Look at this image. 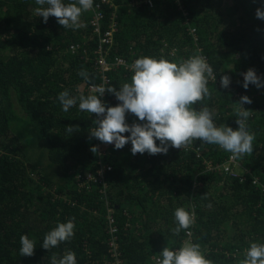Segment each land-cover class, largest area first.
I'll use <instances>...</instances> for the list:
<instances>
[{
    "label": "trees",
    "instance_id": "obj_1",
    "mask_svg": "<svg viewBox=\"0 0 264 264\" xmlns=\"http://www.w3.org/2000/svg\"><path fill=\"white\" fill-rule=\"evenodd\" d=\"M114 3L116 8H104L105 20L114 10L118 24L110 60L151 56L179 63L201 50L217 77L208 82L210 96L195 107L213 110L217 125L238 127L236 102L241 95L251 98L243 107L251 111L253 152L236 161L244 178L205 169L207 162L224 164L231 153L200 140L153 156L132 155L130 143L116 150L91 137L95 114L80 111L78 103L65 112L57 98L65 89L77 99L97 94L88 90L100 81L90 14L82 13V27L64 29L55 17L42 22L35 0H0V264H51L53 255L69 250L78 264L115 262L108 247L107 205L114 207L116 254L126 264H154L164 247L186 242L199 244L212 264H242L250 243H264V88L241 87L249 68L264 75V21L255 17L261 5L253 0ZM72 44L79 49L71 51ZM81 71L88 73L87 81ZM222 75L231 77L227 89L220 88ZM131 76L113 71L106 88L119 89ZM102 101L119 103L107 91ZM126 121L139 122L131 113ZM101 163L112 168L103 181L97 176ZM178 207L194 212L195 222L173 236ZM70 218L76 225L71 240L43 249L45 234ZM22 235L36 241L31 257L20 255Z\"/></svg>",
    "mask_w": 264,
    "mask_h": 264
},
{
    "label": "clouds",
    "instance_id": "obj_2",
    "mask_svg": "<svg viewBox=\"0 0 264 264\" xmlns=\"http://www.w3.org/2000/svg\"><path fill=\"white\" fill-rule=\"evenodd\" d=\"M39 5L37 15L42 22L55 17L57 23L64 29H76L81 24V15L94 6V0H35ZM261 6L255 10V17L264 21V0H253ZM132 76L130 82H125L116 89L114 87L97 86L98 94L80 96L78 99L65 89L58 94L62 110L76 106L82 112L95 114V128L91 132L102 143L112 144L114 149H123L131 145L132 155L145 154L166 155L170 148L181 149L200 140L209 145L219 146L232 154V158H240L253 152L255 136L247 127L251 115L243 105L251 104L247 95H241L236 116L238 127L233 129L225 124L217 125L216 113L207 106L195 107L198 102L210 96L209 80L216 81L213 67L206 57L193 54L179 63L165 58L142 56L134 60L130 66ZM88 80V73H79ZM241 87L245 90L249 85L258 90L264 88V75L249 68L242 73ZM232 83L229 75L220 76V88L227 89ZM105 91L111 93L119 101L116 106H109L100 98ZM79 101V102H78ZM134 114L138 121L129 124L126 114ZM128 133V135H123ZM158 142V143H157ZM91 151L97 152L93 146ZM175 227L170 229L173 236L181 230L189 229L195 222V213L178 207L174 210ZM74 218L66 222H58L43 237L41 247L45 250L58 247L61 243L70 241L75 234ZM36 248V241L28 235L20 237L19 252L21 256L31 257ZM111 264L112 262H108ZM51 264H78L75 252L69 250L63 256L52 257ZM113 264V263H112ZM157 264H212L206 258L199 244L186 242L183 246L171 249L164 247L160 252ZM242 264H264V243L249 244Z\"/></svg>",
    "mask_w": 264,
    "mask_h": 264
},
{
    "label": "built area",
    "instance_id": "obj_3",
    "mask_svg": "<svg viewBox=\"0 0 264 264\" xmlns=\"http://www.w3.org/2000/svg\"><path fill=\"white\" fill-rule=\"evenodd\" d=\"M176 2L180 5V0H176ZM107 9H114L116 8V4L114 3V0H94V6L92 9L88 10L87 12L90 14V24L93 28V32L97 34V44L96 48L93 51V61L94 65L96 66L100 81L98 84H92L88 86V90L91 92H96L95 89L97 86H103L106 88L107 84L110 82V74L113 71H129L132 73L131 65L133 64L135 59H126L124 57H116L112 60L109 59V49L113 43L114 34L116 33L118 29V24L114 17V10L110 11L108 19L105 20V12L104 8ZM190 33L193 35L194 38H196V29L190 28ZM71 51H77L79 49V44L77 45H70ZM85 52V51H84ZM86 54V52H85ZM174 54V52L172 53ZM199 55H202L201 50L198 52ZM219 82V80H218ZM98 94V93H97ZM105 93L101 96L102 99H104ZM134 115V114H133ZM233 166L231 167L230 163L234 162ZM237 158H232V154L228 157V159L225 161L222 165H213L210 162H207L205 164V169L213 170V169H223L225 171H228L231 175H233L236 178H241V180L244 178L242 176L241 171L236 168ZM111 167L106 164H100L98 170H97V176L101 181H103L104 176L107 172L111 171ZM258 178H253V183H257ZM262 189L264 190V185H262ZM106 218L108 220V227H109V240H108V247L109 252L112 253L113 258L115 259V262H112L113 264H126L123 259H120L116 252L118 251V241L116 238V228L114 227V207H109L107 205V212H106ZM188 237L191 235V230L187 231ZM159 258H155L154 264H157ZM111 263V264H112Z\"/></svg>",
    "mask_w": 264,
    "mask_h": 264
},
{
    "label": "rangeland",
    "instance_id": "obj_4",
    "mask_svg": "<svg viewBox=\"0 0 264 264\" xmlns=\"http://www.w3.org/2000/svg\"><path fill=\"white\" fill-rule=\"evenodd\" d=\"M104 150V149H103ZM102 150V151H103ZM120 152V151H119ZM236 168L238 169V170H241V164L239 163V162H237V165H236ZM192 208V207H191ZM230 234H231V232H229ZM228 234V233H227ZM237 264V263H236Z\"/></svg>",
    "mask_w": 264,
    "mask_h": 264
}]
</instances>
